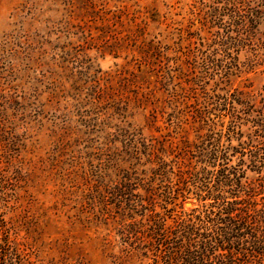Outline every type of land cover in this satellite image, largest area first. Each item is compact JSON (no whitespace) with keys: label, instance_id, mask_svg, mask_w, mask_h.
I'll return each mask as SVG.
<instances>
[{"label":"rangeland","instance_id":"374dc122","mask_svg":"<svg viewBox=\"0 0 264 264\" xmlns=\"http://www.w3.org/2000/svg\"><path fill=\"white\" fill-rule=\"evenodd\" d=\"M0 264H264V0H0Z\"/></svg>","mask_w":264,"mask_h":264}]
</instances>
